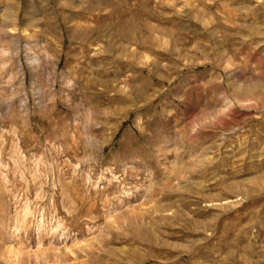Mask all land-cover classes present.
Returning a JSON list of instances; mask_svg holds the SVG:
<instances>
[{
    "label": "rangeland",
    "instance_id": "1",
    "mask_svg": "<svg viewBox=\"0 0 264 264\" xmlns=\"http://www.w3.org/2000/svg\"><path fill=\"white\" fill-rule=\"evenodd\" d=\"M0 264H264V0H0Z\"/></svg>",
    "mask_w": 264,
    "mask_h": 264
},
{
    "label": "bare ground",
    "instance_id": "2",
    "mask_svg": "<svg viewBox=\"0 0 264 264\" xmlns=\"http://www.w3.org/2000/svg\"><path fill=\"white\" fill-rule=\"evenodd\" d=\"M33 64H38L39 63V59L37 57H34L32 60ZM37 66V65H36ZM32 67V66H31ZM23 69V68H22ZM23 75V74H22Z\"/></svg>",
    "mask_w": 264,
    "mask_h": 264
}]
</instances>
